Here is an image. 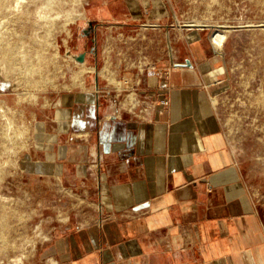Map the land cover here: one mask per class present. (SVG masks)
<instances>
[{
    "label": "crops",
    "instance_id": "0c3cea01",
    "mask_svg": "<svg viewBox=\"0 0 264 264\" xmlns=\"http://www.w3.org/2000/svg\"><path fill=\"white\" fill-rule=\"evenodd\" d=\"M156 5L94 8L120 21ZM194 35L172 67L169 56L91 67L80 54L35 163L65 189V219L32 264H264V161L228 131L226 60Z\"/></svg>",
    "mask_w": 264,
    "mask_h": 264
},
{
    "label": "rangeland",
    "instance_id": "374dc122",
    "mask_svg": "<svg viewBox=\"0 0 264 264\" xmlns=\"http://www.w3.org/2000/svg\"><path fill=\"white\" fill-rule=\"evenodd\" d=\"M157 1L126 16L116 8L115 21L94 8L110 0H0V264H32L65 219V189L35 163L45 158L48 105L79 82L82 52L91 67L136 65L185 53L199 32L226 60L228 131L264 161V0Z\"/></svg>",
    "mask_w": 264,
    "mask_h": 264
},
{
    "label": "bare ground",
    "instance_id": "6f19581e",
    "mask_svg": "<svg viewBox=\"0 0 264 264\" xmlns=\"http://www.w3.org/2000/svg\"><path fill=\"white\" fill-rule=\"evenodd\" d=\"M18 1H19V0H18ZM20 3H21V2H20ZM20 3H19V4H20ZM16 5H17V4H16ZM39 15L42 16L43 13L40 12ZM224 38H225V37H224L223 34L218 33V34L215 36V41H216V43H217L218 45H221V43L223 42Z\"/></svg>",
    "mask_w": 264,
    "mask_h": 264
},
{
    "label": "built area",
    "instance_id": "2783aa9c",
    "mask_svg": "<svg viewBox=\"0 0 264 264\" xmlns=\"http://www.w3.org/2000/svg\"><path fill=\"white\" fill-rule=\"evenodd\" d=\"M172 59H173V58H172ZM172 66H176V62H175V61H173ZM170 69H171V68H169V70H170ZM168 73H169V71H168ZM164 104L166 105V104H168V102L165 101Z\"/></svg>",
    "mask_w": 264,
    "mask_h": 264
}]
</instances>
